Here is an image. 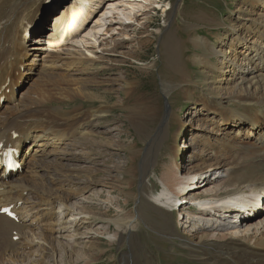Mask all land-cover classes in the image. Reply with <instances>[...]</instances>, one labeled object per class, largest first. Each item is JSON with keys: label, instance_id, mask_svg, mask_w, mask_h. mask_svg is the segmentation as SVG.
I'll list each match as a JSON object with an SVG mask.
<instances>
[{"label": "bare ground", "instance_id": "6f19581e", "mask_svg": "<svg viewBox=\"0 0 264 264\" xmlns=\"http://www.w3.org/2000/svg\"><path fill=\"white\" fill-rule=\"evenodd\" d=\"M121 1L59 0L56 6L62 7L51 17L49 25L58 35L66 19L67 30L65 36L53 35L55 41L49 43L53 48L45 47L44 66L51 70L42 73L33 66L36 67L35 56L39 53L36 50L40 48L35 44H40L43 36L44 25L39 26L46 14L44 0H0V153L9 148L22 152L21 166L15 173L5 178L0 170V210L12 206L17 216L12 219L0 212V264H51L45 260L46 255L51 257L52 264H79L82 260H86L85 263L91 260L92 264L116 242L120 244L122 264H142L141 257L135 254L137 251L142 256L148 252H143L137 243L142 221L151 223L166 237L177 239L188 257L198 264H264V209L258 212L254 206H248L247 213L234 209H240L243 202L264 193V0H241L244 5L238 9V18L228 25L233 27L235 38L232 40H225L222 35L215 37L212 33L200 34L197 25L203 23L210 28L216 24L211 26V19L202 14L196 22L188 21L187 9L183 10L184 24L177 29L185 36L184 41L174 40L173 33L163 39L162 61L168 68L162 71L181 79L177 83L163 81V92L170 97L175 86L185 84L177 91L185 86L189 88L184 89L188 102L193 104L188 115L200 110L207 115L209 123L202 131L191 135L194 136L192 141L198 139V146H203L199 150L206 152L194 154L188 163L183 160L176 164L175 172L165 173L164 188L150 192L149 198L148 195L143 198L142 194L138 197L140 205L145 202L158 211L162 221L152 223L139 208L135 213L127 211L128 200H137L138 194L133 191L135 170L126 169L125 165L117 166L122 179L103 182L126 195L124 204H118L119 213L111 216V208L98 211L97 206L89 210L81 206L87 201L82 192L99 182L96 174L102 171L90 155L96 150L92 145L111 143L110 138H106L110 132L104 126L97 131V127L112 111L110 91L114 82H121L122 87L117 91L122 100L118 106L130 113L127 117L138 138L145 141L150 135L146 130L148 121H152L150 124L156 129L159 127L157 133L154 131L156 134L148 138L151 141L144 158L146 166L160 141L165 138L172 141L174 125L177 129L172 149L178 148L182 128L188 129L184 115L176 113L169 104L167 116L160 118L155 97L150 95L143 100L139 93L140 79L129 75L124 66L132 60H141L140 51L152 35L146 32L151 22L150 11L164 5L161 0ZM115 13L122 15L121 21L114 18ZM140 17L144 18L143 22ZM216 22L217 27L224 25ZM140 33H145V37ZM31 55L34 56L32 66L27 67L26 60ZM187 57L193 59L201 75L188 72L184 66ZM122 68L124 71L119 73ZM28 69L36 72L29 73ZM192 76L198 78L196 82ZM28 83H31L29 87ZM17 90H21L19 95ZM79 99L82 104H75ZM132 99L135 105H128ZM85 102L92 106L83 108ZM213 130L218 131L215 135L223 130L224 138L214 141ZM69 141L73 142V147L79 143L86 155L83 160L90 158L95 167L70 168L69 157L75 161L80 155L64 149ZM27 143L28 151L23 153ZM117 146L125 147L121 143ZM130 150L132 156L140 154V150L138 153L134 148ZM180 152L178 148L177 155ZM50 154L55 157L47 160ZM147 169L143 171L144 178ZM83 173H87V181L72 180ZM99 192L102 198L104 190ZM181 193L186 194L181 196ZM76 196L83 198L74 201L72 197ZM30 197L34 200L29 201ZM176 198L180 199V207L188 201L195 212L209 216L208 223L195 226L188 219L187 224L183 223L184 231L179 232L177 220L173 222L172 217L173 209L180 210ZM56 207L63 214L59 222L54 217ZM211 211L223 218L211 215ZM82 224H87L89 234L85 236L80 232ZM98 224H101L99 228ZM64 232H67L68 244L58 240L63 256L55 259L58 246L54 240ZM127 238L130 242H126ZM84 239L90 242L89 253L78 250ZM101 242L108 247L104 249ZM127 244H131L130 257L125 251ZM26 248L29 253L35 250L39 259L26 262L25 253L24 258L15 255L16 249ZM147 257H143V264H153Z\"/></svg>", "mask_w": 264, "mask_h": 264}, {"label": "rangeland", "instance_id": "374dc122", "mask_svg": "<svg viewBox=\"0 0 264 264\" xmlns=\"http://www.w3.org/2000/svg\"><path fill=\"white\" fill-rule=\"evenodd\" d=\"M58 1L59 0H44L45 5L43 6V8H44V13H46V14H44L45 16H42V18L44 17L45 19L43 18V20L41 22L42 24H40V26H39V27H41L42 25H44V27L42 26V29H43L42 35L43 36L41 37L40 44L39 43L35 44L36 46H40V48L38 50H36L39 52L38 55L35 56L36 60L34 63L36 65V67L33 66L34 68L41 71L42 73H48L51 70V68L49 66H44V64H45L44 60H47V59H43V57L45 56V54H46L45 52L47 50V49H45V47L53 48V46H49V45L54 43V41H55V40H53V35H55V34H54V31H51L49 23H50L51 17H53V15L55 13L59 12V10L62 7V5L57 7L59 4V3H57ZM161 3H162V5H164V7H159L157 5L154 7V9H151V11H150L151 22H150V26L147 28L146 32L152 33V35H150L151 40L149 42H147L142 47V49L140 51V55H141L140 59L141 60L140 61L139 60L138 61L132 60V62L127 63L124 66H125V69L128 71L129 75H131V76L136 75V77H138L137 79H140V82L142 85L140 86L139 93L142 96L143 100L147 99L150 95H153L155 97V102H156V105L158 107V114H159V116H161L160 118H162L163 116L165 118V116H167L166 113L168 112V104H169V107L171 109H173V108L176 109V113L179 112L180 115L181 114L184 115V121L188 122V125H187L188 129L186 130L185 128H182V130H181L182 137L178 141V148L181 149V152L179 155H177L178 148L172 149L170 147L172 144L173 138H174V132L177 129V125L176 126L174 125L172 135H171L172 141L169 139L167 141L166 138L164 141H160L158 146L155 148V153L153 154L152 159L150 160V162L146 166V163L144 162V158H145V154L148 150V145L151 141V140L148 141V138L153 136V133L158 131L159 127H157V129H156L154 127V125L150 124L152 121H148V126L146 127V130H147V132H149L150 135L146 138L147 140L145 139L146 142L144 140L142 141L140 138H138V136H137L138 134H137L136 129L131 125V122L127 117L128 114H130V113L125 109L123 110L122 107L118 106L119 102L122 100V98L120 97V95L117 91L119 88L122 87L121 82H118V81L114 82L111 86V87H113L112 92L110 91V96H111L110 101L113 104L112 111H110V113L107 116H105V119L102 121V124L98 125V127H97V131H99L100 126H104V129L107 130L108 132H110L106 135L107 136L106 138H110L111 143H109V145L98 144V143L95 146L92 145L97 151L95 150L94 154H93V152H90V155H92L96 159V162H94V163L96 164L97 168L100 167V169H102V171H100L98 174H96V177L98 178L99 182L96 185H94V183L91 184L92 188L84 190L82 192L84 194L82 196H84L85 198L87 197L86 198L87 201L83 200L86 203H83L81 205L84 207V209L86 208L85 210H89L90 208L97 206L98 211L99 210L104 211L108 208H111V212H110V214L112 213L111 216H114L117 213H119L120 208H119L118 204L120 202L122 204H124L125 199H126V195L122 191H120L117 187L115 189L114 188H108L106 185H103V182L107 181V180H110V181L116 180L117 178L122 179V173L119 172V168L117 166L125 165L126 169L131 168L130 170H135V175H134L135 178L133 179V191H135L136 194H138L137 200H136V198L128 200L129 201L128 206H126L127 211H130L131 213H135L136 209L139 208L142 210V213L144 215H146V217L149 218V220L152 223H155V221L161 222L162 221V219L160 217L161 214L158 211L153 209L151 206L145 204V202L141 203L142 205H140L141 201L139 202V198H138L139 195L142 194L143 198L147 197V195H148L147 198H149L150 194L156 193L159 190H161L162 188H164V184L162 181H165V173H167L168 171L169 172H175L177 170L176 164H181L183 162V160L186 163H188L190 161V159L193 158L194 154H199L200 152L201 153L206 152V151H203L205 149L199 150L200 148H203V146L202 147L198 146V144H199V143H197L198 139L192 141L194 136L192 137L191 135H192V132H194V134L196 135V133H198L199 131H202L204 129V127L207 126L209 121L206 120L207 115L205 113H202L200 110L197 113H194L192 116L188 115V110L191 107H193V104H191L190 101L188 102V94L184 91V89H189V88H187V86H185L181 91H177L181 87V85L184 86L185 84L177 85L172 89L170 97H168L167 94L164 93L162 90L163 81L167 80V81H170L173 83H177V82L181 81V79L178 76L171 74L169 72L163 73L162 70L164 68L165 69L168 68L167 67L168 65L166 63H164V61H162L163 52H162V46L161 45H162L163 39L165 38V36L168 33L174 34V35L172 34V38L174 40L177 38V40L179 39L181 42L184 41L185 36L180 35L179 32L177 31V29L180 25L184 24V19L186 18V16H185L183 10H186V9L188 10V21H195L196 22V20L198 19V16H201V14H202V16L205 15V16H208V19H211V22H210L211 26H212V24L213 25L216 24V27H214L215 26L214 25L210 28L207 26H204L203 23L197 25L200 34L209 35V33H212L215 37L222 35L224 38H226L225 40H232L233 38H235V35L233 33V30H232L233 27H232V25L231 26H228V25L232 22V19H233V21H235L238 18V15H239L238 9L240 6L244 5V3L241 2V0H239V1L238 0H161ZM121 7H123V6H121ZM56 8H58V9H56ZM54 9H56L57 11L52 12ZM115 14H116L115 15L116 17H114V18H116V20H118V21L119 20L121 21L120 17L122 15H120L118 13H115ZM142 17H140L141 22L144 21V18H142ZM217 20L221 21L224 25H222L221 27H217L218 26V23L216 22ZM189 24H190V26L192 25V23H189ZM67 25H68L67 20L65 19L64 23L62 24L60 33L58 35H55V37L59 38L60 35L65 36V32L67 30ZM91 25H93V23L90 24V27H91ZM219 28H221V30ZM189 30H190V27H188V33L190 32ZM140 35L144 36L145 33H140ZM29 37H31V36H28V38ZM188 40H189V38H188ZM47 44H48V46H47ZM189 47L190 46L188 45V48H187L188 50H189ZM187 49H185V50L187 51ZM186 51H185V53L188 52V51L187 52ZM33 58H34V56L31 55L26 60V63L28 64L27 67H29V65L32 66L31 63H32ZM187 59H188V57H187ZM188 61H187V63L184 64V66H186V68L189 70L188 72H190L191 75H194L195 73L198 75H201L198 73L201 70L199 68L195 67V65L193 64L194 63L193 59L190 58V59H188ZM114 63L118 64V61H115ZM151 65H153V66H151ZM146 70L148 71V73L145 72ZM31 71L36 72V70L28 69L29 73H32ZM120 71L122 72V71H124V69L123 68L120 69L119 73H120ZM173 73H175L174 70H173ZM194 76H192V80L196 82L197 81L196 79H198V78H196ZM33 77H34V75H33ZM30 84L31 83H28V85H26V86L29 87ZM101 87H102V89L104 88L103 85ZM194 89L195 88L192 89L193 93H195ZM26 90H27V87H26ZM17 91H18L17 94L19 95L21 90H17ZM77 101L78 102H76L75 104H82V102H83L82 99H79ZM128 105H135V99H132V101H129ZM89 106H92V103L85 102V103H83L82 107L84 108V107H89ZM217 125H220V123H218ZM170 128H172V127H170ZM217 132L218 131L213 130L212 139L214 141L218 142L221 138H224V134H222L223 130H221L219 135H215V134H217ZM244 141H246V140H244ZM69 143H70V141H69ZM69 143L64 145V149L66 148L67 150L72 151L73 152L72 154H78V156L80 155V158L78 157V159H75V161L71 160L69 157L68 163L72 164V166H69L70 168L74 169V167H79V166L84 167L85 165H87L85 167H90V166L95 167L94 163L90 162V158L86 161L83 160V158H85L86 155L84 153L85 151H83L81 149V147H79V143H76V147L75 146L73 147V145H71L73 142L70 144ZM114 143H116V144H114ZM120 143L123 144V146H125V147L117 146V144H120ZM28 146H29V144H28ZM101 146H103V147H101ZM27 147H24L25 150H23V153L28 151ZM129 148L130 149L134 148L137 153H138L137 150H140V154L132 156L131 150ZM247 148L250 149L252 147H247ZM69 156H71V155H69ZM54 157L55 156L53 154H50L48 156L47 160H51ZM97 162H98V164H97ZM65 169L66 168H64L63 170H65ZM103 169H104V171H103ZM105 169H106V171H105ZM145 169H147L146 170L147 176L144 178L143 171ZM107 171H109V172H107ZM86 174H84V173H83V175L80 174V176L78 178L76 176V177H73L72 180L76 181V182H78V181H84L85 182V180L87 181ZM218 174H220V173H217V175ZM218 176H222V175L220 174ZM100 179H102V181ZM143 179H145L144 185L143 184L141 185ZM217 184H219V183H217ZM64 188H66L65 185H64ZM144 189H147V190H145V192H144ZM101 190H104V196L102 198L99 197V193H100L99 191H101ZM141 190H142V192H141ZM150 192H152V193H150ZM72 198L74 201H80L81 198H83V197L79 198V196L78 197L76 196V197H72ZM30 200L33 201L34 199L30 197L29 201ZM187 202L188 201L184 202L185 206L183 205L182 207H180V210L177 209L178 211H175L174 214H172L173 222L177 220L176 225H178V231L179 232L184 231L183 223L187 224L186 221L188 219L192 220V222L195 223V226L205 225V223H208V221H209L206 219L209 216L205 217V216L201 215L198 211L195 212L193 210V207L190 205L191 203L189 204ZM96 211H97V209H96ZM188 212H191V215L188 216ZM211 215H217L216 217H221V215L218 216V214L216 212L212 213ZM62 216H63V214L61 213L60 208L56 207V214L54 215L56 221L59 222L62 219L61 218ZM210 218H214V217H210ZM221 218H223V217H221ZM226 218L230 219L229 216H227ZM155 219H157V220H155ZM141 223H140V228H141L140 233L137 236V243L140 244L143 252L145 250H147L149 253L148 252L145 254L143 253L144 255L142 254V256H141V254L139 255L137 253V251H135V250L134 251H135V254L139 256V258L141 257L140 262L142 264H143V257L144 256H146V257L148 256L147 259L151 260L153 264H168V263L169 264H198L197 260H194V259L188 257V255H187L188 253L181 246V244L177 241V239L175 240L174 238L166 237L163 233H161V231L159 229L158 230L155 229V227H153L151 223H147L145 221L144 222L142 221ZM244 223H245V221H243V224ZM243 224H242V226L240 225L242 229L244 227ZM82 225H81L80 232L82 231L84 233V236H85V233L89 234V232L87 230V224H85V225L82 224ZM100 226H101V224H98L96 227L99 228ZM36 232H38V230ZM61 235H62V237H61ZM53 236H56V233H54ZM58 236L59 237H57V239L54 240L55 244L58 246V254H55V256H56L55 259H60L63 256L62 255L63 250H62V247H59L58 240L62 241L65 244L66 243L68 244V241L66 239L67 232H64L63 234H60ZM104 240L106 241V239H104ZM82 241L79 244L78 250H80V251L84 250L85 252L89 253L90 252L89 251L90 250V247H89L90 242H88V239H84ZM102 242H104V241H102ZM102 242H101V244H102ZM126 242H130V240L127 238ZM116 243L118 244V242H116ZM116 243L112 247H109V248H107L108 246L106 247L105 244H102V247L104 249H106V248L107 249L104 251V253L99 255L98 256L99 259L94 261V263H92V264H122L123 261L121 259V253L122 252H121L120 244H118V246H117ZM130 245L131 244H127L126 245L127 247H125V251L129 252L128 253L129 257H130V251H131V250H129L131 247ZM132 245H133V243H132ZM32 248H34V247H32ZM26 249H22V250L16 249V251L18 253H15V255H22V258L25 257V260L27 259L26 262H28V259H32V260L39 259L40 256L37 252L34 253L35 250H33V252L29 253V252H27V251H29L28 250L29 248H26ZM60 251H61V253H60ZM24 253H25V255L23 257ZM76 254H77V252H75L74 258H76ZM66 255H67V253H66ZM78 256H79V253H78ZM45 257L47 258V259L45 258V260L49 261V263L52 264V261H50L51 257L49 258V255H46ZM152 257H155V259H152ZM84 261H86V260H82L81 262H79V264H88V263L90 264V262H91V260L88 261V263H85Z\"/></svg>", "mask_w": 264, "mask_h": 264}, {"label": "snow or ice", "instance_id": "6c2138e0", "mask_svg": "<svg viewBox=\"0 0 264 264\" xmlns=\"http://www.w3.org/2000/svg\"><path fill=\"white\" fill-rule=\"evenodd\" d=\"M5 211H7V210L5 209Z\"/></svg>", "mask_w": 264, "mask_h": 264}]
</instances>
